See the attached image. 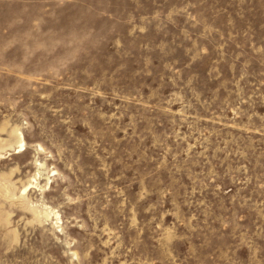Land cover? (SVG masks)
Instances as JSON below:
<instances>
[{
  "label": "rangeland",
  "instance_id": "obj_1",
  "mask_svg": "<svg viewBox=\"0 0 264 264\" xmlns=\"http://www.w3.org/2000/svg\"><path fill=\"white\" fill-rule=\"evenodd\" d=\"M0 264H264V0H0Z\"/></svg>",
  "mask_w": 264,
  "mask_h": 264
},
{
  "label": "bare ground",
  "instance_id": "obj_2",
  "mask_svg": "<svg viewBox=\"0 0 264 264\" xmlns=\"http://www.w3.org/2000/svg\"><path fill=\"white\" fill-rule=\"evenodd\" d=\"M20 146H22V144H20ZM25 189H26V187H24V190H25ZM24 190H23V191H24Z\"/></svg>",
  "mask_w": 264,
  "mask_h": 264
}]
</instances>
